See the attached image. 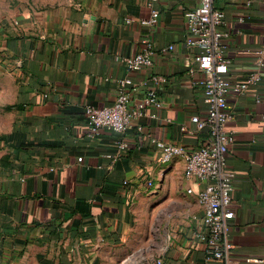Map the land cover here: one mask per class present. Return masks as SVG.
Returning <instances> with one entry per match:
<instances>
[{"label": "crops", "instance_id": "crops-1", "mask_svg": "<svg viewBox=\"0 0 264 264\" xmlns=\"http://www.w3.org/2000/svg\"><path fill=\"white\" fill-rule=\"evenodd\" d=\"M196 6L68 0L0 25V57L16 87L0 165V264H213L195 237L203 211L188 193L197 187L185 158L164 165L151 142L197 150L206 139L191 123L208 110L190 75L199 49L187 42L185 14ZM218 7L229 77L244 81L263 64L258 85L228 98L227 170L236 177L229 263L264 264V0ZM153 10L159 20L147 26ZM147 41L153 67L128 75L123 59ZM128 77L136 98L154 92L163 109L132 118L125 133L93 137L87 107H111Z\"/></svg>", "mask_w": 264, "mask_h": 264}, {"label": "built area", "instance_id": "built-area-1", "mask_svg": "<svg viewBox=\"0 0 264 264\" xmlns=\"http://www.w3.org/2000/svg\"><path fill=\"white\" fill-rule=\"evenodd\" d=\"M156 1V0H151ZM197 6L186 12V37L191 47L199 49L195 57V67L190 69L192 86L202 89L208 110L205 117L193 116L191 123L199 133H205L206 139L197 150L151 139L159 160L168 164L177 157L186 160V175L194 181L197 190L189 189V194L197 196L203 216L195 237L206 246L205 258L208 263L230 264L232 244L228 241V223L235 218L232 208V192L234 191L235 174L227 170V154L233 143L227 131L231 120L228 98L243 95L251 86L261 80L262 61L256 71L244 81L234 82L229 77V62L226 57L228 35L221 30L225 23V13L218 7L224 0H194ZM151 5V3H149ZM160 13L152 11V18L145 23L147 26L157 24ZM170 47L169 50H172ZM155 52L150 43L133 58L123 59L128 75L151 69L154 65ZM200 74L199 79L195 78ZM150 82L165 84L166 78L151 75ZM136 89L132 80L124 78L119 81V89L115 102L111 107H87L85 119L93 137H99L103 131L125 133L130 120L139 118L148 109L160 111L164 104L154 92L147 93L143 98H136ZM155 118V116H154ZM120 148L127 150L125 145ZM155 264H164L157 259Z\"/></svg>", "mask_w": 264, "mask_h": 264}, {"label": "rangeland", "instance_id": "rangeland-1", "mask_svg": "<svg viewBox=\"0 0 264 264\" xmlns=\"http://www.w3.org/2000/svg\"><path fill=\"white\" fill-rule=\"evenodd\" d=\"M68 0H0V25L8 23L16 16L28 12H40L59 7ZM0 57V165L5 161L3 135L10 126L12 116L10 110L14 103L15 84L4 68ZM157 239L166 238L162 233L156 234ZM103 263V262H102Z\"/></svg>", "mask_w": 264, "mask_h": 264}]
</instances>
